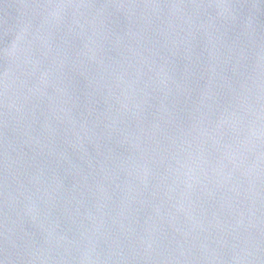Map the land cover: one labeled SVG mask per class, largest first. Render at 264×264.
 I'll return each mask as SVG.
<instances>
[{
    "label": "water",
    "instance_id": "obj_1",
    "mask_svg": "<svg viewBox=\"0 0 264 264\" xmlns=\"http://www.w3.org/2000/svg\"><path fill=\"white\" fill-rule=\"evenodd\" d=\"M0 264H264V0H0Z\"/></svg>",
    "mask_w": 264,
    "mask_h": 264
}]
</instances>
